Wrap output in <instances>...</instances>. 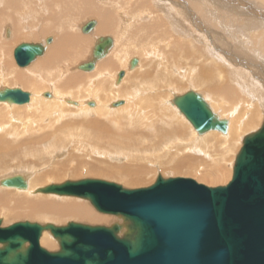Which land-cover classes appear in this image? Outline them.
Listing matches in <instances>:
<instances>
[{
	"label": "bare ground",
	"instance_id": "obj_1",
	"mask_svg": "<svg viewBox=\"0 0 264 264\" xmlns=\"http://www.w3.org/2000/svg\"><path fill=\"white\" fill-rule=\"evenodd\" d=\"M83 1L86 3L88 0ZM103 1H98L99 3L107 5L100 14L102 18L100 25H98L97 20H90L82 26V32L92 34L100 39L102 38L100 35L111 30L114 25L121 26L119 30L121 33L124 29L129 31L128 40L130 42L134 41L136 47L141 46V52H144L147 57L157 59V72L151 73L148 76L145 73L144 77L148 79H140L137 86L135 80L132 82L130 88H126L130 83V79H132L130 71L132 72L135 69L132 66L133 59H137L134 65L136 66L138 63L137 67L141 66L144 61L142 56L141 58L129 57L128 53L130 51L125 47V43L119 37L115 40L117 49L113 51L115 54L114 58L108 57L98 60L105 57L109 50H113L111 48L112 45H108V49L102 57L96 59L94 57L90 61L93 64L94 71H97L96 81L91 79L90 83L92 85L97 84L96 87H87V85L85 87L81 85L72 87L70 80H68L69 77L66 76L67 70L62 66V60L80 58L82 49L77 47L79 45L76 42L77 35H72L68 30H64L63 27L61 31L63 34L59 36V40L55 45L50 44L51 46L48 48L49 44L46 39L42 43L47 49L51 50L50 56L47 58L43 57L36 62L37 57L34 62L26 66L30 67L28 70L19 71L20 74L16 75L20 83L32 88L36 84L32 79L27 77L28 75L26 76L27 72L30 75L34 74L35 78H38L37 73L41 74L42 77L43 75H47L46 77L52 82V91H43L38 95L40 98L36 99L34 97L35 94L29 92L26 87L11 88H19L30 95V102L25 105H15L14 111L16 113H24L26 109L29 111L33 109L35 115L24 120H14L11 122L4 120L2 116L0 117V173H2V169H9L8 165L10 166L11 162H18L17 166L20 169H26L32 166H39V162L36 161L37 159H42V157H49V161L58 159L60 155L56 156L57 153H51L53 148L50 145L51 143H56L63 136L77 135V139L85 143L87 139L109 143V147L103 151L104 155H107L106 157H111L112 155L120 156L118 152H110V147L113 142L123 141L125 144L134 146L140 137L145 138V140H157L160 134L161 137H165L164 131H162L163 129H154L152 131V129L146 130L145 128H139L145 126V122L149 120L150 114L143 109V105L139 104V100L132 103L134 91L137 95L141 93L144 95L141 103L144 104V101H146V107H159L162 116L167 115L173 118L174 126L167 131L168 133L172 135L182 134L180 128L183 122L189 127L191 125L192 128L190 127V129L194 132L195 128L191 122L182 112L174 109L175 107H170L173 114H166L167 108H165L164 112L161 110L163 109L162 105H165V101L169 105L168 99L164 96L159 97L157 92L146 93L141 88V81L146 80L148 83H155V87L160 89L158 91H161L162 88H168L170 90L174 84L180 82L178 77H183L190 78V87L199 89L197 93L202 95L212 111L220 120L227 121L228 132L226 134L221 131L206 132L207 136L199 137V140H196V142L201 146L207 145V150L204 152L203 150H197L194 146L191 148L194 152H200L202 155H205V159L186 155L185 159L179 161L173 169L177 172L190 174H194L196 170H203L206 176L203 175L196 182L199 180V182H208L210 178H213L210 176L209 171L216 170L214 174L215 178L211 179L210 182L215 181L217 184V182L224 183L226 180L225 183H227L228 180L226 178L230 176L231 179L226 184L227 186L233 179L234 170L233 173L230 171L231 173L228 174L227 168L224 165L232 161L234 157H237V152L240 148L242 149L246 137L260 130L264 124V0H141L143 4H148L156 8L158 14H156L157 17L151 18V21H153L151 23L149 22L151 16H148L151 12L141 9L139 12L140 23L138 25L134 24V18L129 17L131 3L136 6L137 2L132 0ZM171 1L175 6H171ZM63 6H66V8ZM78 6H81L78 0H33L30 2L27 0H0V16L11 19L14 15L12 12L16 11V15L14 16L18 15L20 17L24 15L22 18L24 19L27 13H31L32 11L38 12L40 10H50L49 12L51 14L54 11H62L69 14ZM7 9L8 12L5 11ZM204 11H207L209 14L218 13V19L220 21L218 28L220 32H216V27L209 22L211 21L209 14H200ZM51 17L52 20L47 18L44 21L48 20L52 24L59 23L58 18L54 14ZM187 17L189 18L188 20L186 19ZM92 22L95 24L86 32L84 28ZM142 23L143 25H141ZM134 26H136L135 29L138 34L133 35L138 40L132 36V28ZM230 29L234 30L235 38L229 32ZM151 32H158L166 36V46L156 44L155 42L150 43L148 41L149 38L146 40V33ZM44 34L46 33L44 32ZM107 38L100 39L96 48L102 46L108 40ZM184 42L189 44V46H185L186 49L182 51ZM236 42L239 44L236 45ZM200 46H204L205 48H197ZM201 52H203L202 55H200ZM0 54L4 55L1 49ZM178 55L185 57L188 63L187 67H182V65L178 64L180 62ZM202 56L207 58L209 62L205 64L201 63L200 58ZM14 60L16 65L19 66L16 58ZM3 63H0V67ZM114 67L116 70H121L118 72L117 77L120 78V73L124 72L122 76V78L124 77L123 82L115 90L113 88L114 78L112 77ZM248 70L251 73L246 72ZM23 74L25 76H22ZM250 74H255L257 79ZM55 78L57 82L53 84L56 81L54 80ZM134 78H138V76L136 75ZM61 79H63V82H66L64 85L59 83ZM86 88L90 90L93 99L83 103L80 98H76L81 92L88 90ZM204 88H208V91H205ZM62 89L63 92L61 91ZM74 90L78 91L75 92ZM113 90L116 95L123 94L124 99L112 102L111 98L113 96L110 99L108 96ZM66 91L72 93L65 95ZM217 93L219 94L216 96ZM229 96L230 103L228 102ZM154 101L155 104H153ZM4 103L6 102H2V104ZM68 104L73 107H69ZM65 111L76 113L78 116H86V118L79 117L76 120L68 122L65 120L67 118L64 114ZM91 115H97L101 121L96 119L94 122L92 120L93 118H90ZM142 115L146 117L144 122H142L144 120ZM121 117H123L126 125H133L135 128L122 125L123 120ZM52 132L54 133L52 134ZM95 132L99 134L97 137L93 136ZM194 133L192 134L194 135ZM52 135L54 137H51ZM213 137H217V139ZM155 146L153 143L151 144L152 149ZM80 149H82L81 146ZM80 149L78 148V150ZM92 149L93 147L90 146V152H92ZM135 149H124L126 157L122 160L127 159L133 163L142 162L143 164H138L134 167L123 166L121 168L114 166L113 168L107 162L108 165L105 169L112 178L124 181L127 184L137 185V188L138 186H144L143 181L146 180L144 178L146 175L153 174L150 169V166H153V162L151 163V159L148 160L150 158L148 156L143 158L134 156V153H143L145 155L148 148H142L140 144H136ZM183 149L176 150L180 152ZM20 156L24 157V161H20L22 160ZM74 158L72 156L70 161ZM75 159L76 162H79L77 167L84 166V162L80 158ZM208 161L214 167L204 164ZM64 163L57 162L54 165H52L53 163L50 164L48 171L46 174L44 173L48 175L47 177L45 175L41 176L34 170V172L28 171L25 174L13 175L1 180V185L14 189L20 194H25L26 200L23 202V205L11 210H31L33 213L29 215L32 219L36 218V214H40L41 217L43 215L49 219L53 218L51 216L65 215L83 223L100 224L109 227L119 225L121 226L119 236L123 237L128 231V223L120 216L97 213L90 206L91 202L89 200H84L89 204L88 208L79 202L78 204L75 203L74 199L81 198L74 196H69L71 200L65 204L57 205L54 202L43 203L42 200L51 199V197L52 199L62 198L60 195L47 194L43 191L52 185L57 186L46 183V181H52L54 179L51 175L75 174L76 169L72 168L69 170L71 165L67 164L65 166ZM116 165L119 166L120 164ZM90 166L93 169V165L91 164ZM94 169L97 171L101 170L95 164ZM163 169L166 170L167 168ZM16 176L22 177L25 180L27 185L26 189L3 184L5 180ZM190 179L194 180L193 178ZM149 187L147 186L146 188ZM136 190L139 189L137 188ZM36 201H38L39 205L36 204ZM1 205L2 207L4 206V204ZM40 245L50 252H56L59 249L60 241L54 238L50 231L45 230L42 233ZM27 246L28 244H26Z\"/></svg>",
	"mask_w": 264,
	"mask_h": 264
},
{
	"label": "water",
	"instance_id": "obj_2",
	"mask_svg": "<svg viewBox=\"0 0 264 264\" xmlns=\"http://www.w3.org/2000/svg\"><path fill=\"white\" fill-rule=\"evenodd\" d=\"M94 24H88L85 31ZM111 44L108 38L98 46L95 59ZM45 50L37 43H22L15 49V58L20 67H26ZM80 68L90 71L93 64ZM0 102L25 105L30 95L19 88H6L0 91ZM174 103L200 134L228 132L227 121L219 119L202 95L191 91ZM3 184L27 187L19 176ZM43 191L89 200L100 213L122 217L128 231L120 237L119 225L76 223L57 227L25 222L2 228L0 221V264H264V124L246 137L233 179L225 187L159 177L152 187L139 190L84 180ZM45 230L60 241L59 251L50 252L40 245Z\"/></svg>",
	"mask_w": 264,
	"mask_h": 264
},
{
	"label": "rangeland",
	"instance_id": "obj_3",
	"mask_svg": "<svg viewBox=\"0 0 264 264\" xmlns=\"http://www.w3.org/2000/svg\"><path fill=\"white\" fill-rule=\"evenodd\" d=\"M28 2L33 1V0H27ZM81 3V6H78L74 9V11L72 13H64L62 11H54L52 14H54L57 18L59 23L58 24H52L51 22H49L48 20L44 21L47 18H50L52 20L51 17V13L48 11H44V10H40L38 12H31V13H27L25 15V18L22 19L24 17V15L22 16H14L16 15V11L12 12V14H14L12 16L11 19L5 18L2 16H0V49L3 50L4 55L0 54V63L3 65L0 67V91L4 90V88H12V87H21V88H25L35 94V98L39 99L40 96H38L39 94H41V92H46V91H52V82L49 81V79L46 77L47 75H42L37 73V77L35 78L34 74L30 75L29 72L26 73V76L30 79H32L34 81V83L36 84V86L34 88L32 87H27L26 85H23L22 83H20V81L18 80V76L19 75V71H23V70H28V68L30 67H24L21 68L19 66L16 65L15 63V55H14V51L17 48V46H19L20 44H22L23 42H29V44L33 43H37L40 45H43L42 43H44L46 40H48L50 37H52V42L51 44L55 45L58 40H59V36L61 34H63L62 28L64 27V30H68L70 33H72V35H77V41L79 43V45L77 46L78 48L82 49V55L80 58H75L74 60H62V66L63 68H66L67 70V74L66 76H68V80H70L71 82V86L72 87H76L78 85L81 86H86L87 87H93L95 88L96 85H92L90 83V80L93 79L96 81L97 76L96 73L97 71L94 69L90 70V71H85L83 69L80 68L81 65L87 64L89 63L93 58H94V50L97 46V44L100 42V39H105L107 37H109L112 40V46L111 48H113V50H109L107 52V54L105 55V57L98 59V60H102L104 58H108V57H115L114 54V50L117 49V46H115V40L117 38H121V40L125 43V47L130 51V53H128V56L131 58H135V57H139L143 58V63L141 66L137 67L138 63L136 66H134L132 64L133 67H135V69L130 73H131V78L130 79V83L126 88H130L131 84L133 81L136 82V86L139 83L140 79H148L146 77H144L145 73L148 75H150L151 73L157 72L158 68H157V59L152 58V57H147V55L144 54V52H141L140 47H136V43L134 41L130 42L129 39V31L128 30H123L122 33L119 31L121 26L118 25H114L111 30L107 31L105 34H101L100 36H102V38L99 39V37L94 36L92 34H85L82 32V26L84 24H86L87 22H89L90 20H97L98 21V25H100L102 18L100 16L101 12L104 11V7H106L107 5L104 3H99V2H104L103 0H88L86 3L83 0H78ZM134 2H137V5L134 6L131 3V7L129 8V17L134 18V24L138 25L140 23V15L139 12L141 9L144 10H148L149 12H151L150 15H148L150 17L149 22L153 23V21H151L152 17H157L156 14H158V12L156 11V8L151 7L148 4H143L141 2V0H132ZM172 2V1H171ZM171 6H175V4L172 2ZM64 8H66V6H63ZM8 12V9L5 10ZM264 11V10H263ZM125 14V13H124ZM201 15L204 14H209L207 11H204L202 13H200ZM211 21H209L212 25H214L216 27V32H220L219 30V26H220V21L218 19V13H211L209 14ZM137 18V19H136ZM187 20L189 19L188 17L186 18ZM28 20V21H26ZM50 20V21H51ZM97 25V24H96ZM143 25V23L141 24ZM124 27V26H122ZM193 27V26H192ZM136 26H134L132 29V36L134 39H136L134 37L133 34H138L137 30L135 29ZM44 32L46 34H44ZM229 32L233 35V37L235 38V32L233 29H230ZM221 37V35H220ZM149 38V39H148ZM160 38V39H158ZM165 38L167 40V37L164 35H161L158 32H151V33H146V40L148 39V41L150 43L155 42L156 44L159 45H163L166 46V41ZM184 38V37H182ZM46 39V40H45ZM108 39V38H107ZM185 39V38H184ZM138 40V39H136ZM194 42V41H193ZM195 43V42H194ZM239 43L236 42V45H238ZM44 46V45H43ZM51 45L49 44L48 48ZM185 46H189V44H187L186 42H184L183 45V50L184 51L186 49ZM44 48H46L44 54L42 56H39L38 59L36 60L39 61L41 58L43 57H49L50 56V51L49 49H47V47L44 46ZM197 48H205L204 46H200ZM113 52V53H112ZM203 52L200 53V55H202ZM178 57H180V62H178V64L182 65V67H187L188 63L185 60V57L183 55H178ZM182 59V60H181ZM137 60V59H133ZM139 62V61H138ZM200 62L205 64L208 63V59L204 58V56H202L200 58ZM140 68V70H138ZM52 70V69H51ZM94 71V72H93ZM121 70H116L115 67L112 70V77L113 79V88L114 90L118 88V86L120 84H122L123 82V78H119L117 77L118 72ZM129 71V70H128ZM50 72V71H49ZM246 72H250V70L246 71ZM48 73V71H47ZM46 73V74H47ZM166 73V72H165ZM259 73V72H258ZM261 75V73H259ZM138 76V78H134L135 76ZM253 77H256L255 74H250ZM22 76H25L24 74ZM190 77V76H188ZM263 77V76H262ZM264 78V77H263ZM189 79L190 78H183V77H178V80L180 82H178V84H174V86H172V88L169 90L168 88H162L161 91H158L159 88L155 87V83H148V81L143 80L141 81V88L143 89V91H146V93H152V92H157L158 96H164L166 99H168L169 101V105L168 102L165 101V105L163 106V109H161L163 112L165 110V108H167V111L165 112L166 114H173V111L170 107L177 109L179 112H181L179 110V108L175 105L174 101L175 98L177 96H181V95H185V93L194 91L195 93H197V91L199 89L197 88H192L190 87V83H189ZM194 79H195V75H194ZM56 80V78L54 79ZM57 80L53 82V84H56ZM59 83L61 85H64L66 82H63V79H61L59 81ZM69 83V82H68ZM67 83V84H68ZM97 83V82H96ZM127 83V82H125ZM135 86V88H136ZM42 88V90H41ZM134 88V90H135ZM88 89V88H86ZM114 90L112 91V93L108 96V98L110 99L111 96H113L112 102L116 101V100H120V99H124L123 94H115ZM160 90V89H159ZM205 91H208V88H204ZM63 92V89L61 90ZM75 92L78 90H74ZM199 92V91H198ZM65 95H68L67 93H72V92H65ZM219 93L216 94V96ZM134 97H133V102H136L139 100V104L143 105V109H145L146 112H148L150 114V118L148 121L145 122V126L143 127H139L141 128H145L147 129H152V131L155 129H163L162 131H164L165 137H161V134L159 136V138L157 140H153V139H147L145 140V138H139L136 144H140L142 148H148V151L145 152V155H143V153L138 154V153H134V156L137 157H145L148 156L150 157L148 160L151 161V163L153 162V166H150L151 171L153 172L152 175H146L144 178H146L145 181H143L144 186L142 187H137L138 189L141 188H146L147 186H153L159 177H162L163 179H174V178H193L195 181L198 179H201V177L203 175L206 176V173L203 170H196V172L194 174H190V173H183V172H177L175 171L173 168L179 163V161L184 160L186 155H191L195 158H201V159H205V155H202V153L200 152H194L193 150H191V148L194 146L197 148V150H203L204 152L207 150L208 146L204 145L201 146L198 142H196V140H199L198 138L201 136H207L206 133L204 134H200L196 129H194V132L190 129V127L192 128V126L190 125L187 126L185 124V122H183V125L181 126L180 130L182 131V134H170L167 131H169L171 128H173L174 123H173V118H170L169 116H162V114L160 113L159 107H146L147 102L144 101V104L141 103V100L143 99L144 95L141 93L139 95H137L134 91L133 93ZM116 97V98H115ZM47 98V97H45ZM85 103L88 102L89 100L93 99V95L90 94V90H85L84 92H81L78 97L76 99H79ZM115 98V99H113ZM138 98V99H136ZM228 102L230 103V96L228 97ZM159 104V102H157ZM2 102H0V117L2 116L4 120H9V122L14 121V120H24L26 118L31 117L32 115H35V111L32 110H27L24 113H16V111H14L15 105L9 104V103H4L2 104ZM153 104H155V101L153 102ZM69 107H73L72 105L68 104ZM144 111V112H145ZM64 114L66 115V119L68 122L76 120L77 118H82V115H77L76 113L73 112H68L65 111ZM88 117V115H87ZM142 117L144 118V120L142 122H144L146 119L145 116L142 115ZM83 118H86L83 117ZM90 118H93L92 120H94V122L96 121V119L100 120L99 117L97 115H91ZM121 119L123 120L122 125H126L125 121L123 119V117H121ZM45 120V119H43ZM178 120H180L178 118ZM141 122V123H142ZM127 123V122H126ZM126 126H128L129 128H135V126L133 125H129L127 124ZM170 127V128H168ZM197 132H196V131ZM88 132V131H85ZM54 132H52L53 134ZM98 132H95L93 134L94 137H97L99 134H97ZM194 133V135L192 134ZM221 133V132H220ZM101 136V135H100ZM51 137H54V135H52ZM29 140L30 138L27 137ZM214 139H217V137H213ZM54 142V141H53ZM180 142V144H179ZM153 143V145L156 146L154 147V149L151 148V144ZM135 145H128L125 144L123 141L121 142H113L111 147H110V152H118L120 156H115L112 155L111 157H106L107 155H104V150L107 149L109 147V143L106 142H102V141H94V140H86L85 142H80L77 139V135L76 136H63L62 138H59V140L56 143H51L50 146H52L53 150L51 153H57L56 156L60 155L58 157V159L56 158V160H51L49 161V157H42V159H37L36 162H39V166L36 167H30V168H26V169H20V167H18V162L15 163H10V166L8 165L9 169H2V173H0V221L2 223L1 227L2 228H6V227H10L11 225L17 224V223H25V222H30V223H38L42 226H47V225H54L57 227H64V226H68L70 223H76V224H82V225H88V226H92V227H107L110 228L109 226H103L100 224H91V223H83V222H79L75 219H71L69 216H65V215H60V216H51L53 218L49 219V218H45L43 215L41 217L40 214H36V218L32 219L30 217V213H33L31 210L27 211L25 209H15V210H11L14 208H17L18 206H22L23 202L26 200L25 199V194H20L18 192H16L14 189H10L8 187H5L3 185H1V180H3L4 178H7L9 176H13V175H19V174H25L28 171L30 172H34V170H36L38 172V174H40L41 176H44L46 174V172L49 169L50 164L54 165L57 162H65L64 165L66 166L67 164H70V168L69 170H71L72 168H75V174H71L69 175H51L53 176V180L52 181H46V183H51V184H55L57 186L63 185L67 182H79V181H84V180H103V181H108L111 183H115L118 184L120 186H122L124 189L127 190H136V186L137 185H132V184H127L124 181L121 180H117L112 178L108 172L106 171V166L108 165L107 162L114 168V166L121 168V167H134L138 164H143L142 162H137V163H133L130 162L129 160H122L125 156L124 154V149L129 148L131 150H136L135 149ZM178 145V146H177ZM80 146L82 147V149H80ZM90 146L93 147L92 152H90ZM171 147V149H169ZM178 147V148H177ZM78 148L80 150H78ZM180 152H178L176 149H182ZM169 149V150H168ZM171 150V151H170ZM170 151V152H167ZM183 151V152H182ZM241 151V148L239 149V151L237 152V157L239 155ZM36 153V151H35ZM48 153V154H51ZM111 155V154H109ZM74 156L75 158H80L81 161L84 162V166L83 167H77L78 165V161L76 162V159H72L70 161V158ZM51 157V156H50ZM237 157H234V159H232V163L228 162L226 163L224 166L227 168L228 174H230L231 172L233 173L234 170V166L236 164V160ZM20 158L22 160H20L21 162L24 161L22 156H20ZM46 160V161H45ZM27 161V160H26ZM57 161V162H56ZM104 161V163H103ZM47 162V163H46ZM162 163V164H161ZM93 165V169L91 168L90 165ZM94 164L96 165V167L101 168V170L97 171L94 169ZM116 164H120L119 166H117ZM205 165H209L211 167H214V165L208 161L206 163H204ZM163 168H167L166 170H164ZM68 169V168H67ZM4 170V171H3ZM201 171V172H200ZM231 171V172H230ZM45 173V174H44ZM210 176H212L213 178H210V180L208 182H199L200 184L205 183V185L207 187L210 188H217V187H224L226 186V184L229 182V180L231 179L230 176L229 178H226L228 181L227 183L226 180L224 181V183L222 182H217V184L215 183V181L210 182L211 179L215 178V173L216 170L214 171H209ZM48 174V173H47ZM73 175V176H72ZM46 177L48 175H45ZM148 176V177H147ZM52 179V178H51ZM50 179V180H51ZM142 183V182H141ZM140 183V184H141ZM222 183V184H220ZM139 184V185H140ZM69 200H71V198L69 196H65L63 195L62 198H56V199H44L42 200L43 203H49V202H54L57 205L59 204H65L67 203ZM75 203L78 204H84L86 205V207H89V204H87L86 201H84L85 199H74ZM41 203V202H40ZM1 204H4V206L2 207ZM36 204L39 205L38 201H36ZM90 206H92L97 213H100L92 203H90ZM4 207L5 211H4ZM3 209V210H2ZM103 214V213H102ZM50 217V216H48ZM51 235L53 236V234L51 233ZM54 237V236H53ZM55 238V237H54ZM0 247H2L0 245ZM60 250V246L59 249L57 251ZM56 251V252H57Z\"/></svg>",
	"mask_w": 264,
	"mask_h": 264
}]
</instances>
